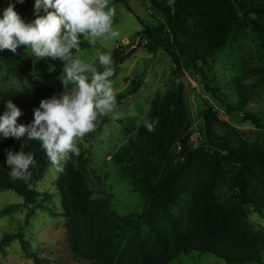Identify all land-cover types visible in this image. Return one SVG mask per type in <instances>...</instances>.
<instances>
[{
  "label": "trees",
  "instance_id": "16d2710c",
  "mask_svg": "<svg viewBox=\"0 0 264 264\" xmlns=\"http://www.w3.org/2000/svg\"><path fill=\"white\" fill-rule=\"evenodd\" d=\"M9 1L0 0V15ZM23 4L31 12L33 0ZM149 9L157 15V25L146 27L138 20L142 30L135 35L136 49L153 56L164 51L177 71L197 75L220 109L252 124L263 140L247 142L218 134L217 129L225 125L222 111L206 103L203 128L194 142L189 108L178 83L170 94L156 95L152 100L146 122L158 120L154 131H148L146 122L137 125L129 120L126 126L120 122L126 142L111 162L143 200L141 212L126 216L115 213L112 197L93 187L100 184V177L89 168L88 151H79L78 156L69 153L55 182L61 210L49 213L64 219L70 252L83 264H171L191 253L208 254L224 264H264V240L248 223L249 211L264 217V124L255 114H236L264 94V73L242 70L231 85L234 102H225L228 94L212 86V64L230 43L250 35L259 59L264 60V3L149 0ZM92 47L98 45L81 38L79 51ZM79 51L73 50V56ZM134 51L117 54L113 68ZM58 65L62 67V62ZM0 66L6 79L42 75L47 68L42 60L34 69L31 57L22 58L7 49L0 52ZM141 86L142 78L126 93L116 94L117 106L123 98L138 93ZM62 91V83L31 90H0V114L11 99L22 111L18 123L26 125L42 99ZM102 121L99 117L95 130ZM23 139L0 137V192H14L25 207L43 209L45 200H41L36 185L52 164L39 141ZM22 143L23 151L36 161L29 169L28 181L12 179L5 163L7 151H20ZM14 212L7 207L0 217ZM14 240L33 264H51L32 250L23 229L6 236L0 248Z\"/></svg>",
  "mask_w": 264,
  "mask_h": 264
},
{
  "label": "rangeland",
  "instance_id": "374dc122",
  "mask_svg": "<svg viewBox=\"0 0 264 264\" xmlns=\"http://www.w3.org/2000/svg\"><path fill=\"white\" fill-rule=\"evenodd\" d=\"M258 1L264 3V0ZM10 3L15 4V10L25 22H31L36 18L35 0L31 12L27 11L24 4L16 3V0H10L6 8ZM109 7L115 9L113 28L119 31V37L98 39L96 43L98 47L81 50L74 56L92 62L99 51L111 54L114 63L117 54L128 53L134 49V53L120 65L113 68L112 64L114 75L110 79L115 94L126 93L131 89V84L140 78H142V86L138 93L120 101V105L117 106V111L120 113L118 120L113 121L108 116L103 117L94 135L88 133L83 138L76 139L74 143L79 151H88L89 168L100 177V184L96 183L94 189L109 194L112 197V210L120 216H126L140 213L144 203L139 195L132 192L130 181L124 178L120 169L112 164L111 157L126 142L120 122L123 126H126L129 120L137 125L145 123L150 104L156 95L170 94L178 83L182 84L185 103L189 108L190 124L194 132L192 137L194 142L199 139V132L203 128L202 113L206 109V103L211 104L210 106L215 110L222 111L221 119L225 125L217 129L218 134L259 143L263 137L252 124L243 123L231 114L225 113L224 109H220L204 89L200 78L194 74L177 71L164 51L158 50L153 56L142 49H136L138 41L135 35L142 30L138 20L146 27L157 25V15L153 16L154 13L149 9V0H109ZM16 54L22 58L29 57L24 46L19 47ZM45 61L47 68L42 75H22L11 79H6L5 69L0 66V90H31L62 83L59 79L62 75V67L58 65L60 61L50 58ZM97 68L98 71H103L98 62ZM247 69L257 74L264 73V60L259 59L257 46L250 35L223 48L212 64L215 80L212 86H218L223 93L228 94L225 102L235 101L230 90L233 79L239 76L242 70ZM242 112L257 115L264 124V94L236 114L241 116ZM66 160L61 161L59 165H51L43 179L36 185V190L42 195L41 200H45L43 209L25 207L22 199L14 192H0V212L7 207H12L16 211L0 217V243L6 236L14 235L19 229H23L25 239L39 257L48 259L51 264H83L70 252L64 219L49 213L52 209L57 213L61 210L55 182ZM248 223L264 240V217L249 211ZM262 258L264 259V250ZM0 264H33V262L23 255L18 241L14 240L0 248ZM171 264L224 263L208 254L191 253L188 256H180Z\"/></svg>",
  "mask_w": 264,
  "mask_h": 264
},
{
  "label": "clouds",
  "instance_id": "9594fccd",
  "mask_svg": "<svg viewBox=\"0 0 264 264\" xmlns=\"http://www.w3.org/2000/svg\"><path fill=\"white\" fill-rule=\"evenodd\" d=\"M34 14V20L25 22L14 3L3 10L0 52L7 49L16 53L24 46L34 69L39 61L58 59L62 62L59 79L63 91L42 99L26 125L18 123L22 111L8 99L0 114V137L39 141L49 162L59 165L69 158V153L79 155L74 141L94 131L99 117L108 116L113 121L120 118L110 79L114 75L111 54L98 51L92 62L72 54L73 50L79 51L81 38L95 46L98 39H114L120 33L113 28L115 9L109 7V0H35ZM97 62L103 71H98ZM156 124L158 120L146 122L145 127L151 132ZM24 145L20 151L6 153L5 163L14 180L28 181L29 169L36 165L34 156L23 151Z\"/></svg>",
  "mask_w": 264,
  "mask_h": 264
}]
</instances>
